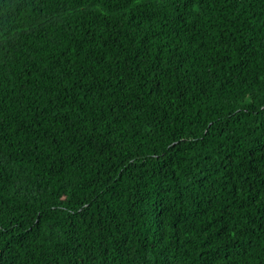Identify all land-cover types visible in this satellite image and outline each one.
Here are the masks:
<instances>
[{"label":"trees","instance_id":"trees-1","mask_svg":"<svg viewBox=\"0 0 264 264\" xmlns=\"http://www.w3.org/2000/svg\"><path fill=\"white\" fill-rule=\"evenodd\" d=\"M0 264H264V0H0Z\"/></svg>","mask_w":264,"mask_h":264},{"label":"snow or ice","instance_id":"snow-or-ice-1","mask_svg":"<svg viewBox=\"0 0 264 264\" xmlns=\"http://www.w3.org/2000/svg\"><path fill=\"white\" fill-rule=\"evenodd\" d=\"M122 79V78H121Z\"/></svg>","mask_w":264,"mask_h":264}]
</instances>
